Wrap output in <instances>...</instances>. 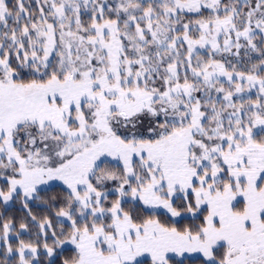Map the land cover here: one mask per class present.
<instances>
[{
	"label": "snow or ice",
	"instance_id": "snow-or-ice-1",
	"mask_svg": "<svg viewBox=\"0 0 264 264\" xmlns=\"http://www.w3.org/2000/svg\"><path fill=\"white\" fill-rule=\"evenodd\" d=\"M0 264H264V0H0Z\"/></svg>",
	"mask_w": 264,
	"mask_h": 264
}]
</instances>
